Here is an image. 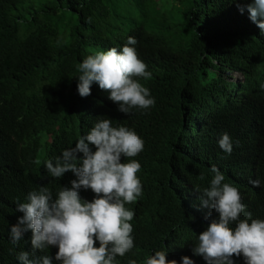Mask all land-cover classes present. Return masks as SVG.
I'll return each instance as SVG.
<instances>
[{
	"label": "trees",
	"instance_id": "1",
	"mask_svg": "<svg viewBox=\"0 0 264 264\" xmlns=\"http://www.w3.org/2000/svg\"><path fill=\"white\" fill-rule=\"evenodd\" d=\"M253 3L0 0V264H20L19 253L33 251L31 231L17 244L11 240V226L23 216L19 198L41 186L56 198L61 186L71 187L72 172L54 178L45 162L75 147L101 117L144 141L138 156L121 158L141 164L142 194L126 205L135 212V246L116 264H146L156 251L172 255L178 243L191 241L183 236L185 210L213 178V165L224 168L253 213L264 216V37L252 30L257 24L247 9ZM130 36L151 73L135 79L150 90L154 106L122 113L96 83L81 97L83 59L120 50ZM234 73L244 82L232 81ZM225 132L235 143L229 156L218 144ZM90 190L80 189L81 199L87 201Z\"/></svg>",
	"mask_w": 264,
	"mask_h": 264
},
{
	"label": "clouds",
	"instance_id": "2",
	"mask_svg": "<svg viewBox=\"0 0 264 264\" xmlns=\"http://www.w3.org/2000/svg\"><path fill=\"white\" fill-rule=\"evenodd\" d=\"M247 11L257 24L252 30L264 37V18L258 20L264 17V0H254ZM137 43L130 36L120 50L113 47L84 58L78 66L79 95L89 96L96 83L110 92L109 99L119 104L122 113L154 106L150 90L135 79L151 78L138 57ZM232 77L234 82H244L241 73ZM218 144L227 156L233 154L235 143L228 133L222 134ZM90 145L95 146L94 152ZM143 149L144 141L134 130L114 127L111 119L101 117L75 147L64 150L55 162L47 160L45 167L52 177L72 172L76 179L71 187L61 186L56 198L46 186L30 189L19 198L16 210L23 216L11 226V240L17 244L31 231L33 249L19 253L20 264H116L117 257L129 253L135 246L131 223L135 212L126 205L142 194L137 176L141 164L135 159L122 163L121 158H134ZM210 171L213 178L185 210L183 236L191 241L178 243L172 255L156 251L146 264H264V216L253 213L243 189L229 180L224 168L220 172L213 165ZM198 179L203 180V174ZM80 189H91L87 201L81 199ZM51 246L58 247L51 255H35Z\"/></svg>",
	"mask_w": 264,
	"mask_h": 264
}]
</instances>
